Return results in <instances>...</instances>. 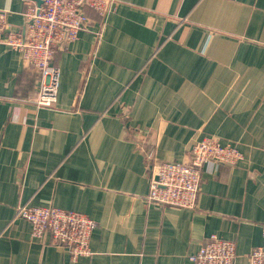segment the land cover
Instances as JSON below:
<instances>
[{
  "label": "crops",
  "instance_id": "obj_1",
  "mask_svg": "<svg viewBox=\"0 0 264 264\" xmlns=\"http://www.w3.org/2000/svg\"><path fill=\"white\" fill-rule=\"evenodd\" d=\"M27 2L0 0L12 30ZM85 15L56 50L49 108L34 103L39 74L0 43V264H192L210 235L248 264L264 247V0H116ZM209 136L240 162L205 168L194 209L147 203L146 150L187 163ZM26 203L93 220L91 254L32 238L14 217Z\"/></svg>",
  "mask_w": 264,
  "mask_h": 264
},
{
  "label": "built area",
  "instance_id": "obj_2",
  "mask_svg": "<svg viewBox=\"0 0 264 264\" xmlns=\"http://www.w3.org/2000/svg\"><path fill=\"white\" fill-rule=\"evenodd\" d=\"M115 2L29 0L23 12L24 26L21 31L11 29L7 13L0 9V43L18 52L40 76L34 101L37 107L49 108L55 103L58 71L52 61L58 46L75 42L79 33L86 29L89 23L86 10L102 18L110 12ZM148 145L142 143L144 148ZM150 148L145 154L149 178L146 202L184 209L195 208L202 174L207 166L235 167L242 158L237 148L222 144L214 136L205 137L193 145L187 163L159 161ZM14 217L29 223L32 238L45 240L49 237L51 244L67 248L72 261L91 254L89 239L95 223L81 213L52 206L34 207L26 203L16 208ZM262 236L264 238V228ZM235 257V244L232 241L210 235L190 257V261L192 264H236ZM247 262L264 264V247L252 249Z\"/></svg>",
  "mask_w": 264,
  "mask_h": 264
},
{
  "label": "water",
  "instance_id": "obj_3",
  "mask_svg": "<svg viewBox=\"0 0 264 264\" xmlns=\"http://www.w3.org/2000/svg\"><path fill=\"white\" fill-rule=\"evenodd\" d=\"M39 3V2H38Z\"/></svg>",
  "mask_w": 264,
  "mask_h": 264
}]
</instances>
